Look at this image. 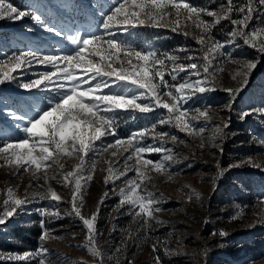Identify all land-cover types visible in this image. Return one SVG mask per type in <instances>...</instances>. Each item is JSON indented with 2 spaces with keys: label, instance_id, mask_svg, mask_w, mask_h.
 Masks as SVG:
<instances>
[{
  "label": "rangeland",
  "instance_id": "374dc122",
  "mask_svg": "<svg viewBox=\"0 0 264 264\" xmlns=\"http://www.w3.org/2000/svg\"><path fill=\"white\" fill-rule=\"evenodd\" d=\"M80 2L81 0H5V3H11L21 11L35 4L39 10L37 14H41L43 22L56 31H47L39 22L28 17L20 21L0 20V61L5 65L0 68V75L5 71L11 75H23L20 69L13 71V64L7 61V56H11L13 52L19 54L21 51L33 50L42 55L74 53L76 46L68 36L75 29L65 24V20H75L85 37L94 33L100 34L102 17L97 13L95 16H88L87 22L84 21L82 12L77 7ZM187 2L215 10L219 8L221 0ZM236 2L241 3L242 0ZM107 10L106 8L105 11ZM204 18L212 19L207 16ZM233 18L239 17L234 15ZM232 28L229 21H222L213 28L212 34L217 41L225 42ZM186 31L191 33L187 38L172 32L169 28L155 27H133L128 32L114 35L117 43L125 42L138 51L164 52L182 46L199 48L192 36L200 35V30L189 27ZM37 42L41 43V46L34 49L33 47L38 45L35 44ZM237 43L241 47L228 46L222 51L231 53L232 59L239 63L254 59H260V62L248 77L247 85L242 83V76L237 75L233 79L240 71L233 63H225L223 71L215 77L218 88L241 89L236 95L232 111L224 110V103L227 102L229 94L221 90L197 94L186 105L189 108L199 107L201 110L205 105L211 106L212 115L209 122L205 123L202 120L196 122L198 127H205L206 141L213 136L217 124L230 121L228 128L224 129L227 135L222 141L223 154L210 144L201 149L199 147L201 140L198 136H187L186 133L169 126L158 127L156 131L169 133V136L164 137L167 142L165 147H174V159L180 163L170 167L163 174L155 171L148 173L152 179L150 184L146 183L145 186L160 200L158 206L161 208L160 212L155 213L156 221H152L148 229L141 227L138 218L134 219L126 214L127 206L116 210L120 202L119 196L111 194L105 200L96 221L98 230L96 247L103 254L104 264H128L129 260L132 264H154L152 245L157 239L161 241L160 246L163 250L172 253L168 255L167 260L162 261V264H264V203L258 200V194L264 191V170L242 163L251 159L254 164L264 166V147L253 141V137L264 139V118L255 114L241 118V113L250 108L264 107V57H258L256 50L244 46L242 40H238ZM97 47L103 48L106 45ZM94 52L95 49L93 54ZM88 58L86 55L85 59ZM121 59L127 58L122 56ZM95 60L99 63L100 57H95ZM116 66L113 64V67ZM124 67L128 68L129 65L125 64ZM43 71L56 72V69L33 65L18 81L0 84V90L14 93L22 101L20 107L16 109L19 119L0 114V121H4L12 130L6 137L9 143L15 144L27 138L28 134L24 129L30 127V121L38 118L43 111L49 110L50 101L59 100L54 91L43 88L24 89L20 86L23 82L39 78L33 73ZM81 72L82 69H76L74 75L79 76ZM165 79L173 83L170 77L166 76ZM165 113L166 110L159 109L155 113L140 115L136 119L123 114L118 115L117 132L121 139L126 140L132 133L150 128ZM190 114L195 115L194 112ZM171 135L178 137L175 144L170 140ZM107 139L114 143L112 137ZM181 139L185 140L186 144H180ZM216 143L221 141L217 139ZM0 147L3 145L0 144ZM122 150V146H115L103 152L101 156L95 157L97 162L93 180L87 183L83 195L81 211L84 215L91 216L104 192L112 193L113 185L105 184L104 177L109 175L108 162L113 165L114 175L123 170V157L120 155ZM113 151H117L116 156L111 155ZM161 156V153H153L146 154L144 158L156 161L160 160ZM217 161L219 168L216 167ZM61 163L64 164V172L71 171L79 163L78 154L62 157ZM0 164H3V161H0ZM236 164L241 166L230 167ZM89 167L90 164L86 161V169ZM221 169H224L222 175ZM15 171L14 166L0 167V203L6 198L9 187H13L14 195L21 198L26 192L31 196L37 191H46L39 187L44 183L42 174L41 179L34 180L31 169L27 172L21 171L18 178L13 175ZM127 175L131 178L135 173L129 171ZM122 180L123 178L116 181L117 191L124 187ZM49 184L64 198V202L58 205L61 218L46 222L51 236L44 241L40 240L42 233L40 216L35 209L54 210L55 202L47 199L33 201L25 206V211L0 226V256L34 252L43 244L49 248L51 264H99L100 258L89 251L85 227L71 214V204L68 202L71 200L70 188L54 180H49ZM189 196H192V199H189ZM18 226L20 235L8 239V236L14 234L13 228ZM221 230L228 235L223 238L212 235L213 231ZM4 241L11 242L5 246L2 245ZM117 248L121 251L117 252ZM242 253L245 255L244 258L241 257ZM0 264L29 262L0 260ZM30 264L38 262L31 261Z\"/></svg>",
  "mask_w": 264,
  "mask_h": 264
},
{
  "label": "snow or ice",
  "instance_id": "6c2138e0",
  "mask_svg": "<svg viewBox=\"0 0 264 264\" xmlns=\"http://www.w3.org/2000/svg\"><path fill=\"white\" fill-rule=\"evenodd\" d=\"M77 7L86 22L88 16L98 13L102 17V31H99L100 34L94 33L85 37L75 20H65V24L75 29L68 36L76 46L74 53L42 55L38 54L40 52L28 50L19 54L13 52L11 56H7V61L13 64V71L20 69L23 75L29 72L33 65L55 68L56 72L33 73L39 78L23 82L20 86L24 89L43 88L54 91L59 100L50 101V109L30 121V127L24 129L28 137L18 143L8 142L6 137L12 130L4 121H0V144L3 145L0 147V161H3L0 167L14 166L16 171L13 175L17 178L21 171L27 172L30 169L34 180L41 179L42 174L44 183L39 187L46 189L31 196L26 192L21 198L14 195L13 187H9L6 198L0 203V226L25 211L27 204L47 199L55 202V209L37 208L35 211L40 216V240L48 239L51 232L47 229L46 222L61 218L58 205L64 202V198L49 184V180H54L70 188L71 200L68 202L71 204V214L79 219L87 231L89 251L100 258L99 264H104L103 254L96 247V221L105 200L111 194L119 196L120 202L116 210L127 206L126 214L134 219L138 218L141 227L148 229L151 222L157 219L155 213L161 211L158 206L160 200L145 186L146 183L150 184L152 179L148 173L155 171L163 174L170 167L180 163L174 159V147H165L167 142L164 137L169 136V133L156 131L158 127L169 126L186 133L187 136H198L201 149L210 144L223 154L222 141L227 135L224 129L228 128L230 121L217 124L213 136L206 141L205 127H198L196 122H209L212 115L211 106L205 105L201 110L199 107L189 108L186 105L197 94L221 90L229 94L227 102L224 103V110L232 111L236 95L241 89L218 88L215 77L223 71L225 63H233L240 69L233 79L237 75L242 76V83L247 85L248 77L260 59L239 63L232 59L231 53L222 50L228 46L239 48L241 45L237 41L242 40L244 46L256 50L258 57H264V0H242L241 3L236 0H221L219 8L215 10L193 5L187 0H111V3L109 0H81ZM38 12L35 4L21 11L11 3L0 0V20L20 21L28 17L39 22L47 31H56L43 22ZM234 15L239 18H233ZM205 16L212 19L207 20ZM222 21H229L233 26L225 42L217 41L212 34L213 28ZM133 27L169 28L186 38L191 35L186 29L194 27L201 33L192 36L199 48L182 46L164 52L138 51L130 44L116 42L115 33L128 32ZM98 45L106 47L100 48ZM86 55L89 57L87 60ZM97 56L100 57L99 63L95 60ZM122 56L127 59L122 60ZM113 64L117 66L113 67ZM125 64L129 67H124ZM4 66V62L0 61V68ZM76 69H82L79 76L74 75ZM23 75H11L5 71L0 75V84L18 81ZM166 76L170 77L173 83H169V80L165 79ZM21 103V99L14 93L0 90V114L19 119L16 109ZM159 109L166 110V113L150 128L134 132L126 140L120 138L117 132L118 115L136 119L140 115L152 114ZM193 112L195 115L190 114ZM252 114L264 118V107L250 108L241 113V118ZM108 137H112L114 143L109 142ZM217 139L221 143H216ZM170 140L175 144L178 137L171 135ZM253 141L264 147V139L253 137ZM179 143L186 144V141L181 139ZM115 146L123 148L120 152L123 157V170L114 175L113 165L108 162L109 175L104 177V182L113 185L112 193L104 192L95 211L91 216H86L81 211L83 195L87 183L93 180L97 162L95 157ZM73 153L78 154L79 163L71 171L64 172L61 158ZM153 153H161V159L153 161L144 158L146 154ZM111 155L116 156L117 151H113ZM86 161L90 164L87 169ZM242 163L264 170V166L254 164L251 159ZM232 166L241 165H230ZM216 167H220L219 161ZM129 171L135 173L131 178L127 175ZM223 171L224 169H221L220 175ZM121 178L124 187L117 191L116 181ZM189 199H192V196H189ZM258 200L264 203V191L258 194ZM212 235L223 238L228 233L221 230L213 231ZM160 244L161 241L157 239L152 245L154 264H162L160 256L156 255ZM120 251L121 249L117 248V252ZM165 251L166 254H172ZM49 256V248L41 244L34 252H25L23 255L4 254L0 256V260L51 264ZM128 264H132V261L129 260Z\"/></svg>",
  "mask_w": 264,
  "mask_h": 264
},
{
  "label": "trees",
  "instance_id": "16d2710c",
  "mask_svg": "<svg viewBox=\"0 0 264 264\" xmlns=\"http://www.w3.org/2000/svg\"><path fill=\"white\" fill-rule=\"evenodd\" d=\"M13 230H14V234H13L12 236H8V237H7L8 239L13 238L14 235H20V229H19V226H18V228H13ZM27 239H29V237H28ZM1 241H3V240H1ZM10 242H11V241H10ZM10 242H6V241H4V243H3L2 245H5V246H6V245L10 244ZM157 254L160 256L161 261H163V262H164L165 260H167L168 255H169V254H166L165 250H163V248H162L161 246H159V250H158Z\"/></svg>",
  "mask_w": 264,
  "mask_h": 264
},
{
  "label": "bare ground",
  "instance_id": "6f19581e",
  "mask_svg": "<svg viewBox=\"0 0 264 264\" xmlns=\"http://www.w3.org/2000/svg\"><path fill=\"white\" fill-rule=\"evenodd\" d=\"M35 44H38V45L34 46V47H33L34 49H37L39 46H41V43H38V42H37V43H35ZM241 257L244 258L245 255L242 253V254H241ZM236 263H237V261H236Z\"/></svg>",
  "mask_w": 264,
  "mask_h": 264
}]
</instances>
